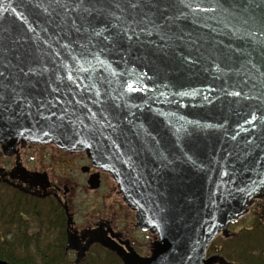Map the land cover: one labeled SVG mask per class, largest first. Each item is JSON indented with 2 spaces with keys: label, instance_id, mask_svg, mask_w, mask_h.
<instances>
[{
  "label": "water",
  "instance_id": "water-1",
  "mask_svg": "<svg viewBox=\"0 0 264 264\" xmlns=\"http://www.w3.org/2000/svg\"><path fill=\"white\" fill-rule=\"evenodd\" d=\"M37 2L38 8L19 0H0L5 44L32 52L49 72L55 67L62 88L71 76L70 83L79 85L75 89L79 96L73 95L82 98L81 119L89 109L108 108L120 120L123 135L103 130L104 121L97 115L102 136H96V143L76 135L68 121L41 120L33 107L19 120L5 114L8 126L0 130L2 149L11 153L19 146H56L70 154H86L96 169L117 182L124 203L136 213L137 227L156 239L151 255L144 258L110 240H92L80 250L70 236L68 249L79 252L77 262L98 243L122 264H234L207 254L219 236L231 237L230 226L245 217L256 201L264 202V183H252L264 181V53L260 50L264 35L250 39L240 24L198 10L201 5L215 7L214 0H185L191 7L177 3L172 10L182 14L177 24L183 39L168 41L173 45L164 50L168 55L160 51L162 41L155 31L150 36L138 32V38L125 42L119 51H108L103 47L110 43L103 38L107 32L95 36L89 29L79 39L75 33L66 35L75 12L65 17L68 9L50 0ZM17 35H23L24 41L11 45ZM91 52L97 58L85 55ZM73 61L83 68H74ZM241 90V96L234 95ZM51 99H56L55 93ZM96 99L103 105L94 103ZM250 113L257 117L252 123L246 122ZM72 123L76 131L81 129L79 121ZM244 148L249 162L255 161L250 173L240 172V165L228 154L237 151L244 159ZM0 264L12 263L0 260Z\"/></svg>",
  "mask_w": 264,
  "mask_h": 264
},
{
  "label": "snow or ice",
  "instance_id": "snow-or-ice-1",
  "mask_svg": "<svg viewBox=\"0 0 264 264\" xmlns=\"http://www.w3.org/2000/svg\"><path fill=\"white\" fill-rule=\"evenodd\" d=\"M19 2L25 6L40 7L37 0H19ZM177 3L191 7V5L185 4V0H50V4L68 9V12L63 13L65 17L68 16V13L75 12L74 18L69 21L70 31L66 35L75 33L79 39L80 36L87 34L89 29L95 36H103L107 32L108 35L103 38L104 41L110 43L103 45L104 50L119 51L125 42L130 44L134 38H138V32L150 36L155 31L162 41L160 51L164 55H168V52L164 51L165 49L171 50L173 47L168 43L169 40L173 37L176 41L183 39L182 30L177 24L182 14H173L172 12ZM214 3L215 7L201 5L198 10L216 12L220 14L223 21H234L240 24L245 29L244 34L250 39L257 33L264 35V0H214ZM11 10L15 12L17 9L12 8ZM5 31L6 29L0 22V130L8 126L5 114L19 120L21 115L31 114L34 107L41 120L53 119L54 122L59 121L60 123L68 121V125L73 127V131L78 136L86 135L93 140H96L97 135L102 136L99 121L95 120L97 115L104 121L105 128L103 130L110 129L111 134L123 135L120 120L108 108L102 107L99 112L89 109V115L81 119L82 113L79 106L82 103V98L77 99L73 95L79 85L73 86L70 83L72 77L69 76V82H65L62 88L61 84L57 83L59 80L57 69L52 67L49 72L48 68L41 65L40 60L34 57L32 52L20 51L6 45L3 35ZM14 31L16 30L14 29ZM23 41L24 36L17 35L10 41V44L17 45ZM260 50L264 53V45H261ZM8 53H12L11 57ZM85 55L97 58L95 52ZM86 63H90V61H86ZM73 67L83 68L82 65L77 66L75 61H73ZM52 84H55L54 88L50 87ZM45 93L48 95L45 96ZM53 93L56 94L54 100L51 99ZM64 95L68 96L67 100L64 99ZM234 95L241 96L242 90L235 92ZM75 96L78 97L79 93L75 92ZM99 96L100 93L97 92L96 97L99 98ZM93 102L101 105L104 103L99 99ZM112 107L115 109L119 106L113 105ZM104 113H108V115H104ZM250 115L251 120L246 122L256 121V115L251 113ZM73 119L79 121L81 125L79 131L75 129L72 123ZM44 135H48V132H45ZM232 139L235 140L236 137L232 136ZM96 143L99 141L96 140ZM245 143L253 146L251 139H246ZM120 146L123 147V145ZM243 152L245 153L244 159L237 151H229L228 154L234 158L235 164L240 165V172H245L247 169L250 173L255 166V161L249 162L247 159L248 148H244ZM185 157L191 159L187 153H185ZM131 159L130 157V161ZM252 183L255 186L256 183H264V181L257 180ZM238 190L245 191L246 189L238 188Z\"/></svg>",
  "mask_w": 264,
  "mask_h": 264
},
{
  "label": "flooded vegetation",
  "instance_id": "flooded-vegetation-1",
  "mask_svg": "<svg viewBox=\"0 0 264 264\" xmlns=\"http://www.w3.org/2000/svg\"><path fill=\"white\" fill-rule=\"evenodd\" d=\"M76 164H80V181L66 173L72 172ZM103 189H108L107 197L99 198L97 194ZM80 194L95 197L84 217L80 216L76 203ZM128 217L131 220H126ZM245 220L251 226H240ZM255 223L264 226V202L256 201L245 217L230 226L231 237L219 236L215 243L234 240ZM26 228L30 232L57 234L50 237V245L62 244L71 264H87L93 255L109 253L122 262L98 243L90 246L84 259L77 262L79 252L68 249L70 236L76 238L80 250L92 240H110L126 252L132 249L144 258L151 255V246L156 241L152 233L137 227L136 213L124 203L117 182L110 174L96 169L86 154H70L55 146L31 145L6 153L0 146V234L7 235L6 248L13 244L14 234ZM211 248L207 258H225L220 253L221 247L213 252Z\"/></svg>",
  "mask_w": 264,
  "mask_h": 264
},
{
  "label": "trees",
  "instance_id": "trees-1",
  "mask_svg": "<svg viewBox=\"0 0 264 264\" xmlns=\"http://www.w3.org/2000/svg\"><path fill=\"white\" fill-rule=\"evenodd\" d=\"M57 235V234H56ZM56 235L30 232L24 229L13 236V244L6 248V234H0V260L12 264H68L62 244L51 246ZM49 238L45 239L44 238ZM51 237V238H50ZM56 243V242H55ZM221 247L220 253L229 261L241 264H264V226L255 223L241 236L212 247V252ZM87 264H121L112 254H95Z\"/></svg>",
  "mask_w": 264,
  "mask_h": 264
},
{
  "label": "rangeland",
  "instance_id": "rangeland-1",
  "mask_svg": "<svg viewBox=\"0 0 264 264\" xmlns=\"http://www.w3.org/2000/svg\"><path fill=\"white\" fill-rule=\"evenodd\" d=\"M1 146V145H0ZM28 146V145H27ZM31 146H37V145H31ZM20 147V146H19ZM22 147V146H21ZM56 147V146H55ZM80 167V164H76V165H74V167H73V170H72V172H66L67 174H69V175H72L73 177H74V179L76 180V181H80V175H79V171H78V168ZM107 193H108V189H103V190H101L97 195H98V197L99 198H101V197H107ZM93 200H95V197H93V196H85V195H83V194H80V195H78V198H77V200H76V203L79 205V208H80V210H79V213H80V216L81 217H84L85 216V214L86 213H89L88 211L90 210V208H89V205L91 204V202L93 201ZM85 203H87V205H85L84 207H82V205L83 204H85ZM78 208V209H79ZM252 208V207H251ZM126 220H131L129 217L128 218H126ZM32 224H34L35 226H32V228H33V230L36 228V224H35V222L33 221L32 222ZM240 226H243V227H246V226H251V223L249 222V220H245V221H243L241 224H240ZM230 230V229H229ZM246 230V229H245ZM245 230H243L242 231V233L245 231ZM233 231V230H232ZM232 234V232L230 231V235ZM222 237V236H221ZM217 240V239H216ZM216 240L214 241V243L216 242ZM213 243V244H214ZM212 244V246L211 247H213L214 245ZM215 244H217V243H215ZM218 245V244H217ZM217 245H215V246H217ZM212 249V248H211ZM226 258V257H225ZM227 259V258H226ZM227 261H229L228 259H227ZM67 262H68V264H71L68 260H67ZM230 262V261H229ZM230 263H234V264H241V263H237V262H234V261H231Z\"/></svg>",
  "mask_w": 264,
  "mask_h": 264
}]
</instances>
